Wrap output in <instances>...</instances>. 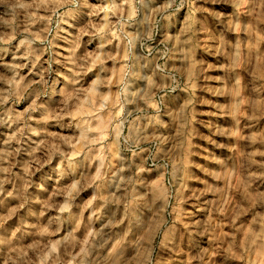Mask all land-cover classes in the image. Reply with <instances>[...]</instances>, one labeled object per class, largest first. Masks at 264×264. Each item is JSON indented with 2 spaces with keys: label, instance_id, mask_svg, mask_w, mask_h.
Wrapping results in <instances>:
<instances>
[{
  "label": "clouds",
  "instance_id": "1",
  "mask_svg": "<svg viewBox=\"0 0 264 264\" xmlns=\"http://www.w3.org/2000/svg\"><path fill=\"white\" fill-rule=\"evenodd\" d=\"M0 264H264V0H0Z\"/></svg>",
  "mask_w": 264,
  "mask_h": 264
},
{
  "label": "rangeland",
  "instance_id": "2",
  "mask_svg": "<svg viewBox=\"0 0 264 264\" xmlns=\"http://www.w3.org/2000/svg\"><path fill=\"white\" fill-rule=\"evenodd\" d=\"M92 2H93V3H98L99 0H92ZM205 6H206V7H209V8H215V7H217V6H215V5H205ZM93 46H94V45H93ZM18 107L22 108L23 105H20V106H18ZM53 130H56V129L54 128ZM205 131H206V130H205ZM202 147H208L207 142H202ZM8 187L10 188L11 186L9 185ZM8 203H9V202L6 201V204H8ZM11 203H16V202L13 201V202H11ZM9 206H11V205L9 204ZM11 223H13V222L10 221L9 224H11Z\"/></svg>",
  "mask_w": 264,
  "mask_h": 264
}]
</instances>
